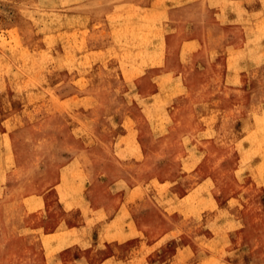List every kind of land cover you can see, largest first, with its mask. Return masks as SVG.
Returning <instances> with one entry per match:
<instances>
[{
	"label": "rangeland",
	"instance_id": "374dc122",
	"mask_svg": "<svg viewBox=\"0 0 264 264\" xmlns=\"http://www.w3.org/2000/svg\"><path fill=\"white\" fill-rule=\"evenodd\" d=\"M117 250L264 264V0H0V264Z\"/></svg>",
	"mask_w": 264,
	"mask_h": 264
},
{
	"label": "crops",
	"instance_id": "0c3cea01",
	"mask_svg": "<svg viewBox=\"0 0 264 264\" xmlns=\"http://www.w3.org/2000/svg\"><path fill=\"white\" fill-rule=\"evenodd\" d=\"M71 164V163H70ZM69 164V165H70ZM68 165V166H69ZM86 173V171H85ZM139 191V188L137 186H130L126 189V192L124 194H118V197L114 199L113 201L106 202L109 198H102L103 201L95 204L92 202L91 199H83L80 196V192H78V196L73 198L74 205H76L77 208L83 207H91L92 210L97 211L98 214L102 215V219L105 220L104 224H106V227H119L120 229L118 231H112L108 232L107 235H113L115 233L119 234V236L114 237H107L103 247H108L111 244H116L118 246L123 245L124 243H127L131 241L132 239L136 238L137 236H134L135 234H132L134 232V229L137 227V220H136V212L134 211V203L137 204L136 201L139 199L136 195ZM117 193V192H114ZM74 195V193H72ZM104 216V217H103ZM88 221V219H86ZM77 228V227H76ZM126 237H122V235H129ZM106 247V248H107ZM128 255V254H127ZM125 257V255H121L120 251H114L112 253L107 254L106 258L104 259L105 264L109 263H115V264H122L124 262L137 260L135 258L138 254V250L135 252H131L130 255Z\"/></svg>",
	"mask_w": 264,
	"mask_h": 264
},
{
	"label": "bare ground",
	"instance_id": "6f19581e",
	"mask_svg": "<svg viewBox=\"0 0 264 264\" xmlns=\"http://www.w3.org/2000/svg\"><path fill=\"white\" fill-rule=\"evenodd\" d=\"M131 8H132V7H131ZM132 9H133V8H132ZM258 124H259V123H258ZM259 132H261V131H259ZM259 134H260V133H259ZM257 136H258V135H257ZM256 139H257V138H256ZM259 139H260V138H259ZM255 141H256V140H255ZM262 146H263V145H262ZM262 146H261V147H262ZM259 148H260V147H259Z\"/></svg>",
	"mask_w": 264,
	"mask_h": 264
}]
</instances>
